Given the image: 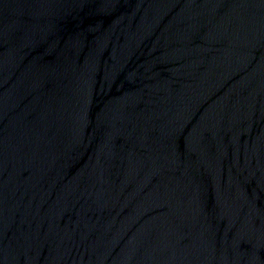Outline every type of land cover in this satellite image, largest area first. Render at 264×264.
Instances as JSON below:
<instances>
[{
  "label": "water",
  "instance_id": "obj_1",
  "mask_svg": "<svg viewBox=\"0 0 264 264\" xmlns=\"http://www.w3.org/2000/svg\"><path fill=\"white\" fill-rule=\"evenodd\" d=\"M0 264H264V0H0Z\"/></svg>",
  "mask_w": 264,
  "mask_h": 264
}]
</instances>
